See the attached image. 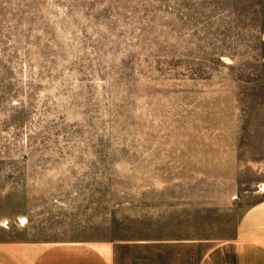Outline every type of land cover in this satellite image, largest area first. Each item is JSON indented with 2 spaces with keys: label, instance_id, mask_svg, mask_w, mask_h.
<instances>
[{
  "label": "rangeland",
  "instance_id": "obj_1",
  "mask_svg": "<svg viewBox=\"0 0 264 264\" xmlns=\"http://www.w3.org/2000/svg\"><path fill=\"white\" fill-rule=\"evenodd\" d=\"M262 192L264 0H0V242L195 264Z\"/></svg>",
  "mask_w": 264,
  "mask_h": 264
},
{
  "label": "crops",
  "instance_id": "obj_2",
  "mask_svg": "<svg viewBox=\"0 0 264 264\" xmlns=\"http://www.w3.org/2000/svg\"><path fill=\"white\" fill-rule=\"evenodd\" d=\"M261 194L243 211L232 237L176 238L171 243L203 246L195 264H264V192ZM116 248L115 240L0 242V264H116Z\"/></svg>",
  "mask_w": 264,
  "mask_h": 264
}]
</instances>
